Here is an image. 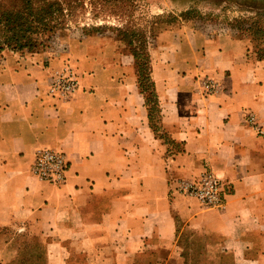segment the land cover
Listing matches in <instances>:
<instances>
[{
    "label": "crops",
    "instance_id": "crops-1",
    "mask_svg": "<svg viewBox=\"0 0 264 264\" xmlns=\"http://www.w3.org/2000/svg\"><path fill=\"white\" fill-rule=\"evenodd\" d=\"M153 41L155 108L114 36L0 51V264L18 238H38L46 264H164L184 233L233 264H264V57L245 36L191 22ZM67 65L77 89L50 92ZM42 148L64 154L63 183L33 174ZM203 171L223 180L222 206L176 189Z\"/></svg>",
    "mask_w": 264,
    "mask_h": 264
},
{
    "label": "rangeland",
    "instance_id": "rangeland-1",
    "mask_svg": "<svg viewBox=\"0 0 264 264\" xmlns=\"http://www.w3.org/2000/svg\"><path fill=\"white\" fill-rule=\"evenodd\" d=\"M66 22L64 28L46 35L43 49L54 37L66 40L81 34L104 33L119 39L123 33L133 32L146 37L143 50L149 54L160 31L191 22L198 28L245 36L251 40L252 50L264 55V0H83L76 16ZM64 67L73 70L70 65ZM180 243L183 250L180 256L175 254L178 258L162 251L164 264H233L229 254L210 250L198 236L184 233ZM16 245L17 254L9 264H46L45 249L38 238H18Z\"/></svg>",
    "mask_w": 264,
    "mask_h": 264
},
{
    "label": "trees",
    "instance_id": "trees-1",
    "mask_svg": "<svg viewBox=\"0 0 264 264\" xmlns=\"http://www.w3.org/2000/svg\"><path fill=\"white\" fill-rule=\"evenodd\" d=\"M82 1L0 0V51L8 49L35 52L43 49L46 45L45 38L55 30L64 28L67 19L76 16V10L81 7ZM119 39L128 45L135 59L140 90L146 101L155 108L157 99L150 76L149 54L143 50L146 37L135 36L131 32L123 33Z\"/></svg>",
    "mask_w": 264,
    "mask_h": 264
},
{
    "label": "built area",
    "instance_id": "built-area-1",
    "mask_svg": "<svg viewBox=\"0 0 264 264\" xmlns=\"http://www.w3.org/2000/svg\"><path fill=\"white\" fill-rule=\"evenodd\" d=\"M77 86L78 80L73 70L63 67L55 71L52 76L50 92L65 96L74 92ZM204 86L207 92L215 90V84L211 80L205 81ZM66 171L67 162L62 152L49 148H42L36 152L32 172L40 180L59 185L65 181ZM176 189L196 199L202 206L220 207L223 205L224 183L213 172L203 171L194 178L180 179L176 182Z\"/></svg>",
    "mask_w": 264,
    "mask_h": 264
}]
</instances>
